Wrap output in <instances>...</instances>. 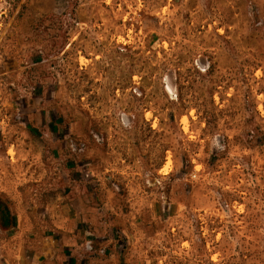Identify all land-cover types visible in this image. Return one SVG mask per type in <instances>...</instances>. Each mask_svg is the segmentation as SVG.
<instances>
[{
    "label": "rangeland",
    "instance_id": "374dc122",
    "mask_svg": "<svg viewBox=\"0 0 264 264\" xmlns=\"http://www.w3.org/2000/svg\"><path fill=\"white\" fill-rule=\"evenodd\" d=\"M78 196L120 262L264 264V0H0V264Z\"/></svg>",
    "mask_w": 264,
    "mask_h": 264
},
{
    "label": "crops",
    "instance_id": "0c3cea01",
    "mask_svg": "<svg viewBox=\"0 0 264 264\" xmlns=\"http://www.w3.org/2000/svg\"><path fill=\"white\" fill-rule=\"evenodd\" d=\"M67 132L69 135L68 130L62 129L63 135ZM88 198L84 200L78 196L58 205V223L53 217L41 216L32 209L17 214L11 205L8 206L3 218L12 229H25L28 220L32 221L26 231L30 242L25 245L27 252L19 255L17 264H142L138 261L131 263L130 260L120 262L113 257L112 250L106 248L111 242L108 230L97 224L100 217L96 203ZM38 219L48 224V229L42 234L36 227Z\"/></svg>",
    "mask_w": 264,
    "mask_h": 264
}]
</instances>
